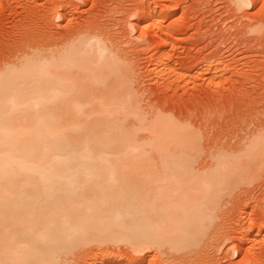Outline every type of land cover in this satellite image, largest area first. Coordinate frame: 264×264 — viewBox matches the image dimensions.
Wrapping results in <instances>:
<instances>
[{"label":"bare ground","instance_id":"1","mask_svg":"<svg viewBox=\"0 0 264 264\" xmlns=\"http://www.w3.org/2000/svg\"><path fill=\"white\" fill-rule=\"evenodd\" d=\"M147 5L145 27L158 37L169 14ZM68 27L62 39L26 30L17 60L0 67V264H61L80 242L111 238L194 251L218 192L264 167V129L197 167L189 124L151 117L134 69L100 30ZM111 260L101 264L123 259Z\"/></svg>","mask_w":264,"mask_h":264},{"label":"rangeland","instance_id":"2","mask_svg":"<svg viewBox=\"0 0 264 264\" xmlns=\"http://www.w3.org/2000/svg\"><path fill=\"white\" fill-rule=\"evenodd\" d=\"M149 1L0 0V67L17 60V43L30 28L59 38L68 26L93 25L134 69L140 105L153 111L151 117L159 112L189 124L200 139L197 167H207L212 154L238 148L254 130L264 129V31L247 34L264 26V0H251V7L239 0H151L157 17L169 14L158 37L155 26L154 36L145 27ZM58 14L65 16L59 23ZM161 53L165 58L156 68ZM240 171L238 182L218 192L195 252L167 254L153 245L142 250L111 238L80 242L62 263L264 264V167Z\"/></svg>","mask_w":264,"mask_h":264},{"label":"clouds","instance_id":"3","mask_svg":"<svg viewBox=\"0 0 264 264\" xmlns=\"http://www.w3.org/2000/svg\"><path fill=\"white\" fill-rule=\"evenodd\" d=\"M81 2H82V0H81ZM234 2H235V0H234ZM246 6L247 7H251V0H246ZM238 7H239V5H238ZM61 19H63V17L61 15H59V14L55 17V20H56L57 23H59ZM262 31H264V26L255 25L253 27H250L247 30V34L249 36H255V35H260Z\"/></svg>","mask_w":264,"mask_h":264}]
</instances>
